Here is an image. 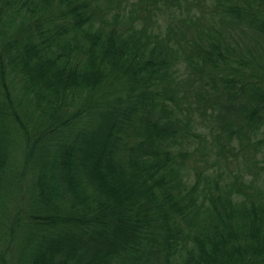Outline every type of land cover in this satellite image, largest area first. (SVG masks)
<instances>
[{
	"label": "trees",
	"instance_id": "obj_1",
	"mask_svg": "<svg viewBox=\"0 0 264 264\" xmlns=\"http://www.w3.org/2000/svg\"><path fill=\"white\" fill-rule=\"evenodd\" d=\"M0 264H264V0H0Z\"/></svg>",
	"mask_w": 264,
	"mask_h": 264
},
{
	"label": "rangeland",
	"instance_id": "obj_2",
	"mask_svg": "<svg viewBox=\"0 0 264 264\" xmlns=\"http://www.w3.org/2000/svg\"><path fill=\"white\" fill-rule=\"evenodd\" d=\"M128 6L130 7V4ZM185 7L186 6H184L181 9H179V14L180 15H185L186 14L185 13ZM152 20H153V27H154L153 29L154 30H158V31H160L162 33L166 31L167 25L170 22L169 19H168V16L166 15L164 10H161V11L154 10L153 13H152ZM176 25L179 26L180 25L179 22ZM182 66L183 65L180 64V67H182ZM203 128L204 127L201 126V129H203ZM201 159H203V158H201ZM196 162H198L197 165H199L200 164V159L198 160V158L194 157V159L191 161V164H194ZM258 162L261 163V161H259V160H258ZM259 167H260L259 174H255V170H257L256 167L254 165L250 164L249 162L243 160L239 164V166L234 167V170L239 169V173L240 174L245 173L247 175L251 174L253 176H256V179L259 182V178L263 177V172H262L263 170H262L261 164H259ZM200 171H202V170H200ZM189 172L191 174V179H193L194 175H193L192 170H189ZM223 175L226 176V172H224Z\"/></svg>",
	"mask_w": 264,
	"mask_h": 264
}]
</instances>
